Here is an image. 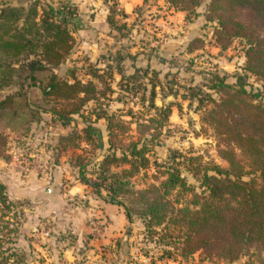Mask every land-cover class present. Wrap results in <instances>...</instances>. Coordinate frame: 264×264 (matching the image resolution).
<instances>
[{"label":"rangeland","instance_id":"1","mask_svg":"<svg viewBox=\"0 0 264 264\" xmlns=\"http://www.w3.org/2000/svg\"><path fill=\"white\" fill-rule=\"evenodd\" d=\"M3 1L17 3L0 0V4ZM126 1L37 0L38 10L47 4L63 6L60 13L66 12L73 25L71 48L53 71L69 81H90L95 92L65 124L41 111L24 135L4 130L0 185L8 206L0 204V234L9 240L4 245L13 246L8 260L10 264H257L250 251L233 261L206 256L201 249L182 254V227L167 222L150 232L141 217L133 214L127 220L123 207L108 202L103 189L96 194L79 179V171L93 178L102 155L114 150L107 142L106 120L95 112L103 110L122 121L115 129L116 139H134L141 128L137 123H149L150 116H157L148 105L152 83L154 105L169 104L170 112L161 127L153 123L144 131L159 133L146 143L150 165L132 177L135 187L153 180V160H178L180 174L195 192L201 190L200 174L206 166H226L217 152L218 136L203 117L211 99L218 97L206 86L212 74L228 82L241 74L245 87L264 101V79L242 68L244 39L234 36L219 46L215 21L204 15L208 0L192 9L167 0H135L130 12L124 13ZM81 38L99 45L86 51ZM12 90L3 88L0 95ZM114 151L119 154L118 148ZM171 198L182 205L191 198V190L174 189Z\"/></svg>","mask_w":264,"mask_h":264},{"label":"trees","instance_id":"2","mask_svg":"<svg viewBox=\"0 0 264 264\" xmlns=\"http://www.w3.org/2000/svg\"><path fill=\"white\" fill-rule=\"evenodd\" d=\"M15 1L0 4V91L13 89L0 95V151L6 141L5 129L24 135L41 111L65 124L95 92L90 81H69L53 71L71 48L73 25L66 12L60 13L63 6L47 4L38 10L37 0ZM167 1L192 9L201 0ZM204 13L207 20L215 21L220 47L231 37L244 39L243 70L264 79V0H208ZM244 84L241 74L228 82L214 73L207 82L218 97L211 99L203 117L218 136L217 152L226 166H206L200 174L199 192L186 184L174 157L153 160V180L146 185L135 187L131 180L150 165L146 143L159 133L144 131L153 123L161 127L170 112L169 104L154 105L153 83L148 105L157 116H150L149 123H137L141 128L134 139H116L115 129L122 121L113 120V114L103 110L95 112L96 117L105 118L108 145L118 148L119 154L112 150L102 155L94 177L79 171L80 181L96 194L103 189L108 202L123 207L127 220L136 214L150 232L167 222L182 227V254L201 249L206 256L233 261L250 251L257 264H264V101ZM88 129L87 125L83 131ZM179 188L191 190V198L182 205L171 198ZM0 204L8 206L1 185ZM2 236L0 264H10L13 246L4 245L9 240Z\"/></svg>","mask_w":264,"mask_h":264},{"label":"crops","instance_id":"3","mask_svg":"<svg viewBox=\"0 0 264 264\" xmlns=\"http://www.w3.org/2000/svg\"><path fill=\"white\" fill-rule=\"evenodd\" d=\"M135 0H127L126 2H125V7H124V13H129L130 12V8H131V5H132V3L134 2ZM127 4H129V9H127ZM92 25H94V24H92ZM87 32H88V30H86V32L84 33L83 32V36H85L86 34H87ZM91 33H92V30H91ZM90 34V33H89ZM86 39H84V38H81V43L85 46V48L87 49H85L86 51H91V50H93V49H96L97 48V45H99L98 44V41H93V39H91V41H85ZM94 46V47H93ZM88 49H90V50H88ZM94 51V50H93ZM92 52V51H91ZM90 53V52H89ZM94 53V52H93ZM48 188H45V190H47Z\"/></svg>","mask_w":264,"mask_h":264}]
</instances>
